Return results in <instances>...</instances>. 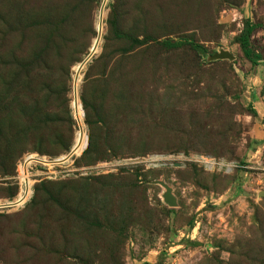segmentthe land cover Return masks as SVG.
<instances>
[{
    "label": "rangeland",
    "instance_id": "obj_1",
    "mask_svg": "<svg viewBox=\"0 0 264 264\" xmlns=\"http://www.w3.org/2000/svg\"><path fill=\"white\" fill-rule=\"evenodd\" d=\"M259 66L264 0H0V203L69 155L75 83L87 138L0 208V264H264Z\"/></svg>",
    "mask_w": 264,
    "mask_h": 264
},
{
    "label": "bare ground",
    "instance_id": "obj_2",
    "mask_svg": "<svg viewBox=\"0 0 264 264\" xmlns=\"http://www.w3.org/2000/svg\"><path fill=\"white\" fill-rule=\"evenodd\" d=\"M102 17H103V13L101 12V16H99V22H98L99 23L98 24V35L101 32V18ZM98 35H97L96 39L94 40V43L92 45V49L90 51V54L86 57V59L83 62H81V64L78 66V70L82 69L83 66H84V63L90 58V56L93 53L96 52L97 46H98V44L100 42V36L98 38ZM74 78H76V77H74ZM78 78L79 77L76 78V81L78 80ZM76 87H77V85L75 83L74 84V89H73V92L75 94H73V95H76ZM73 115H74L75 121L77 123V133H76L77 134V138H76L75 144L73 145L72 149L70 150L69 155L65 156L64 159L68 158L71 155L79 154L83 150L85 145H86V137H85L84 127L82 125V116H81V113L79 112V104H78V100L76 99V96L74 97V100H73ZM31 159L44 161L43 159H37V158L31 156V157H28V158L25 159V165L30 164L29 160H31ZM56 161L59 162V163L62 162V161H58V160H56ZM24 172H25L24 168H21L22 180H24L26 182V184L28 185V187H29L30 184H31V181L26 179L27 177L24 174ZM29 195H30V189L27 191L26 197L27 196L29 197ZM23 201L24 200L20 199L15 204H11V203L3 204V203H0V208H4V207L5 208H7V207L10 208V207H13V206L17 207V206H20L23 203Z\"/></svg>",
    "mask_w": 264,
    "mask_h": 264
},
{
    "label": "built area",
    "instance_id": "obj_3",
    "mask_svg": "<svg viewBox=\"0 0 264 264\" xmlns=\"http://www.w3.org/2000/svg\"><path fill=\"white\" fill-rule=\"evenodd\" d=\"M73 89V88H72ZM73 91V90H72ZM73 94H75L74 92H72ZM75 96H77V95H73V98L75 97ZM81 108V107H80ZM80 111H81V109H80ZM73 117H74V115H73ZM74 121H75V118H74ZM75 125H76V128H77V123H76V121H75ZM86 142H87V138H86ZM31 156H33V155H28V156H25L24 157V159H23V164H24V166H19L18 167V169H17V178H18V189H19V192H18V198L15 200H12V202L10 201V202H8V203H11V204H15L18 200H20V199H22V200H25V199H27L28 198V196L26 197V194H27V191L31 188V184H30V186L28 187V185L26 184V182L24 181V180H22V174H21V168H24V174L26 175V179L27 180H29V178H28V170L29 169H31V167H32V164H34V166L35 165H39V166H48L50 169L52 168V169H56V167L57 166H59V165H62V164H64V163H59V162H57L56 161V159H50V160H44L43 158H41V159H43L44 161H40V160H35V159H31V160H29L30 161V164H28V165H25V159L26 158H28V157H31ZM33 157H36V156H33ZM37 158V157H36ZM146 159H148V161H149V163L150 164H158V163H160V164H162L163 162H165V163H168V162H170V161H168V160H164V159H162V158H157V157H147ZM164 163V164H165ZM48 173H50V174H55V171H49ZM4 202H6V201H4Z\"/></svg>",
    "mask_w": 264,
    "mask_h": 264
},
{
    "label": "crops",
    "instance_id": "obj_4",
    "mask_svg": "<svg viewBox=\"0 0 264 264\" xmlns=\"http://www.w3.org/2000/svg\"><path fill=\"white\" fill-rule=\"evenodd\" d=\"M264 68L259 66L257 68L258 73L263 72ZM246 88V93L248 94V103L252 106L255 114L256 119L258 120L259 124L256 125L258 128V135L259 137H264V90L261 91L260 88L256 90L252 88V81L247 79L245 82L244 90Z\"/></svg>",
    "mask_w": 264,
    "mask_h": 264
},
{
    "label": "water",
    "instance_id": "obj_5",
    "mask_svg": "<svg viewBox=\"0 0 264 264\" xmlns=\"http://www.w3.org/2000/svg\"><path fill=\"white\" fill-rule=\"evenodd\" d=\"M100 34L98 35L99 38ZM217 58L219 59H232V56L229 55L226 52H221L220 54L216 55ZM160 186L164 189V193H163V201L168 205V206H174L175 205V201L174 198L172 197L171 194V189L166 186V184H164L163 182H159Z\"/></svg>",
    "mask_w": 264,
    "mask_h": 264
},
{
    "label": "trees",
    "instance_id": "obj_6",
    "mask_svg": "<svg viewBox=\"0 0 264 264\" xmlns=\"http://www.w3.org/2000/svg\"><path fill=\"white\" fill-rule=\"evenodd\" d=\"M249 31L250 30L248 29V32ZM240 47H241V51H242V54L244 55V57L249 60V58H250V52H249V50L247 48V39H246V36H242L241 41H240ZM253 114L255 115V112L254 111H253Z\"/></svg>",
    "mask_w": 264,
    "mask_h": 264
}]
</instances>
